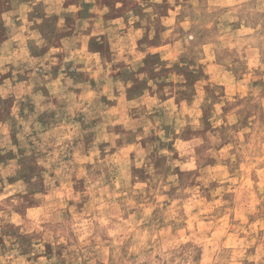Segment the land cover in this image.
<instances>
[{"label":"rangeland","instance_id":"374dc122","mask_svg":"<svg viewBox=\"0 0 264 264\" xmlns=\"http://www.w3.org/2000/svg\"><path fill=\"white\" fill-rule=\"evenodd\" d=\"M0 264H264V0H0Z\"/></svg>","mask_w":264,"mask_h":264}]
</instances>
